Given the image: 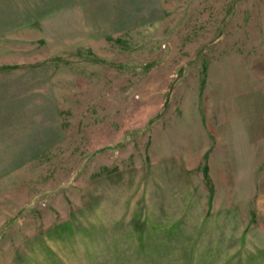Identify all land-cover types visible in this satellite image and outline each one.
<instances>
[{"label": "rangeland", "instance_id": "rangeland-1", "mask_svg": "<svg viewBox=\"0 0 264 264\" xmlns=\"http://www.w3.org/2000/svg\"><path fill=\"white\" fill-rule=\"evenodd\" d=\"M0 264H264V0H0Z\"/></svg>", "mask_w": 264, "mask_h": 264}]
</instances>
